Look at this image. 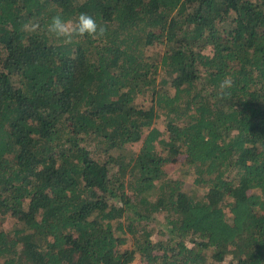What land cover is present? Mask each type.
Returning a JSON list of instances; mask_svg holds the SVG:
<instances>
[{"label":"trees","instance_id":"trees-1","mask_svg":"<svg viewBox=\"0 0 264 264\" xmlns=\"http://www.w3.org/2000/svg\"><path fill=\"white\" fill-rule=\"evenodd\" d=\"M0 212V264H264V0H0Z\"/></svg>","mask_w":264,"mask_h":264},{"label":"clouds","instance_id":"clouds-1","mask_svg":"<svg viewBox=\"0 0 264 264\" xmlns=\"http://www.w3.org/2000/svg\"><path fill=\"white\" fill-rule=\"evenodd\" d=\"M38 22H29L23 25V29L30 33H37L40 29ZM46 31L56 39L62 40L64 44H71L74 40L90 37L93 40L106 36L107 28L97 23L94 17L87 13H81L75 20L65 17L61 13L52 16L51 22L47 25ZM233 86V80L226 76L219 84L218 95L223 97L227 90Z\"/></svg>","mask_w":264,"mask_h":264},{"label":"rangeland","instance_id":"rangeland-1","mask_svg":"<svg viewBox=\"0 0 264 264\" xmlns=\"http://www.w3.org/2000/svg\"><path fill=\"white\" fill-rule=\"evenodd\" d=\"M140 146H141V142L134 144L132 147L127 149V152L128 153L137 152ZM167 173H168V176L171 178L186 180L187 186L184 190L191 196L197 197L200 193H202L200 187L196 185L192 186L191 177L188 176L189 174H187V172L182 167H180L178 164L169 165L167 167ZM0 220L2 224L4 225V227L7 229H12L17 224V222L12 216L8 214H3L1 212H0ZM132 264H139V263L135 261Z\"/></svg>","mask_w":264,"mask_h":264}]
</instances>
